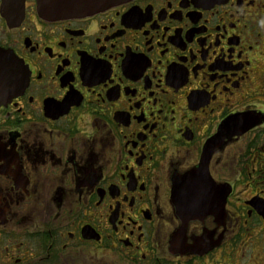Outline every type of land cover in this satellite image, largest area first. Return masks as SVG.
<instances>
[{"label":"flooded vegetation","instance_id":"1","mask_svg":"<svg viewBox=\"0 0 264 264\" xmlns=\"http://www.w3.org/2000/svg\"><path fill=\"white\" fill-rule=\"evenodd\" d=\"M14 8L0 0V51L27 84L0 104V264H234L253 251L264 0H128L56 21L36 0ZM241 115L261 122L209 164L232 189L224 215L184 226L174 180Z\"/></svg>","mask_w":264,"mask_h":264},{"label":"water","instance_id":"2","mask_svg":"<svg viewBox=\"0 0 264 264\" xmlns=\"http://www.w3.org/2000/svg\"><path fill=\"white\" fill-rule=\"evenodd\" d=\"M128 0H36L38 15L48 21L85 17L117 6ZM11 10L19 8L23 15L24 0H5ZM14 8V9H15ZM14 11V10H13ZM0 51V68L9 73L5 81L0 79V104L10 101L21 93L27 80L22 67L12 57ZM256 116L241 115L227 119L218 132L204 145L199 165L174 180L172 199L178 215L184 222L202 219L208 215H224L227 196L232 189L229 185L217 184L211 177L209 164L216 149H222L234 136H239L261 122ZM264 218V199L255 197L250 202Z\"/></svg>","mask_w":264,"mask_h":264},{"label":"rangeland","instance_id":"3","mask_svg":"<svg viewBox=\"0 0 264 264\" xmlns=\"http://www.w3.org/2000/svg\"><path fill=\"white\" fill-rule=\"evenodd\" d=\"M249 195V193H246L243 195V192L240 190L237 195H236V199L238 197H247ZM256 238V237H255ZM253 239V241L251 243H253V245H249L247 249H249V247H251L253 249L252 250H247L246 255L241 258H243V263L244 264H264V231L261 232V234L259 235V239H258V243L256 241V239ZM241 251H238V254L236 256V259L234 261V264H241V262L239 263L238 258L239 255H241ZM239 258V259H241ZM256 258L258 260V262H256Z\"/></svg>","mask_w":264,"mask_h":264}]
</instances>
